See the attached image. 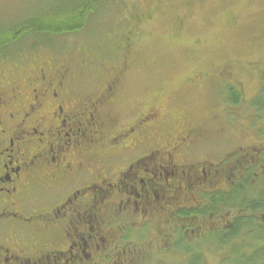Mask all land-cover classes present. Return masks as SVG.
<instances>
[{
    "label": "flooded vegetation",
    "instance_id": "obj_1",
    "mask_svg": "<svg viewBox=\"0 0 264 264\" xmlns=\"http://www.w3.org/2000/svg\"><path fill=\"white\" fill-rule=\"evenodd\" d=\"M76 53L0 59V264H128L190 202L197 230L217 232L233 212L229 129L182 121L166 137L161 106L119 107L118 65L98 73Z\"/></svg>",
    "mask_w": 264,
    "mask_h": 264
},
{
    "label": "rangeland",
    "instance_id": "obj_2",
    "mask_svg": "<svg viewBox=\"0 0 264 264\" xmlns=\"http://www.w3.org/2000/svg\"><path fill=\"white\" fill-rule=\"evenodd\" d=\"M174 1L169 11L185 12L184 28L179 33L175 32L178 22L175 26L168 23L167 9L160 12L159 0H107L98 8L102 12L94 11L97 15L92 13L81 31L57 38L65 44V52L80 45L85 36L101 39L104 34L123 35L138 41L137 58L141 63L144 57L148 67L130 64L122 75L118 100L122 110L134 107V113L139 114L146 104L158 105L163 115L178 113L207 127L229 129V134L235 132L243 140L264 129V113L258 117L249 106L258 80L264 82V0ZM183 1L191 3V8L185 9ZM61 2L65 0H0V26ZM105 5L108 8H103ZM134 26L139 28L133 30ZM105 27L110 30L105 31ZM227 80L244 98L229 110L228 123L218 112ZM175 103L181 106L177 108ZM236 143L229 139V148ZM203 264H217L216 256L207 253Z\"/></svg>",
    "mask_w": 264,
    "mask_h": 264
},
{
    "label": "trees",
    "instance_id": "obj_3",
    "mask_svg": "<svg viewBox=\"0 0 264 264\" xmlns=\"http://www.w3.org/2000/svg\"><path fill=\"white\" fill-rule=\"evenodd\" d=\"M104 1L107 0H65V2L56 4L57 6L52 5L53 7L41 9L23 20L0 26V59L13 57L15 53L29 55L34 51L41 53L48 51L55 55H58L60 51L64 53L65 44H62L61 39H58L57 36L81 31L94 11L97 10L99 14L102 12L103 9L99 11L98 8ZM166 1L159 0L160 12H162V8L167 9L168 23L170 26H175L178 22L180 26L175 32L179 33L184 28L182 19L185 12L183 14L170 12L175 1L168 0L166 5H162ZM183 6L185 9H189L192 4L188 5V1H183ZM103 8L108 7L105 5ZM93 15H97V13H93ZM131 21L133 22L132 19ZM136 28L139 27L134 26L132 29ZM103 29L110 30L107 27ZM105 35L101 39L85 36L80 45L74 46L67 53L77 52L74 58L83 55L86 63L97 65L98 69H95V72L102 74L107 73L109 68L118 65L116 73L113 72L116 69L111 70L113 73L110 79L115 78L116 80L119 77V81L120 75L124 74L130 64L135 67L138 65L148 67L144 57L141 63L137 58L139 56L137 48L139 49V47H136L135 42L138 44V41L127 39L123 35L115 37H106ZM27 38L30 40L27 41ZM85 49L90 53L85 52ZM92 72L94 71L86 69V73L91 74ZM258 81L254 97L249 100V106L253 113L259 114L258 117H261L264 113V82ZM225 89L226 91L223 90L222 93L223 103L218 104L221 105L218 112H222L219 115H222L227 121L229 110L240 105L244 98L242 91L230 81ZM225 95L228 99H225ZM175 104L179 105L175 106L177 108L181 106L180 103ZM146 105V107L158 109V105ZM160 112L162 114V109ZM162 117H164L163 114ZM164 119V122H167L164 130L166 137L171 134V128L179 126L178 123L182 121L183 126L187 124L190 128L205 126V129L212 132L213 135L223 132V128L207 127L191 119L182 118L178 113L168 112ZM224 133L226 134V132ZM229 139L232 141L235 139L238 142L229 148V161L227 162L233 168V183L229 187V210L233 212L221 214L217 232H209L204 229L199 232L197 230L199 217L205 215V212L188 210L187 207L194 208V203L190 202L189 206L180 209V206L177 205L175 208L172 207V211L166 213L161 227L154 230L153 234L148 237L149 240L143 248L146 249L145 258H140L141 256L134 253L135 259L131 261L127 259L128 264H203L207 253L216 256L217 264H229V261H231L230 264H264V223L262 222L263 215L261 216V212H258L264 208V180L262 177L264 168L260 166L259 160L262 155L259 154L258 146L259 142L264 139V129L253 131L252 136L246 138L247 140H243L242 136L231 132ZM144 145L147 146L148 143H144ZM110 158H112V153L108 150L106 163H110ZM238 158H240L239 163L236 161ZM175 233H177L176 238H174ZM129 236L130 230L127 238ZM130 238L132 237L130 236ZM231 255H234L232 260H230ZM113 264L121 263L116 258Z\"/></svg>",
    "mask_w": 264,
    "mask_h": 264
}]
</instances>
